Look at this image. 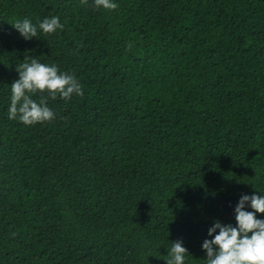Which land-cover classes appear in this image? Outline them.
<instances>
[{
  "label": "trees",
  "instance_id": "trees-1",
  "mask_svg": "<svg viewBox=\"0 0 264 264\" xmlns=\"http://www.w3.org/2000/svg\"><path fill=\"white\" fill-rule=\"evenodd\" d=\"M113 2L0 0V264H165L178 240L206 264L213 222L264 195V0ZM28 56L84 93L31 126L8 119Z\"/></svg>",
  "mask_w": 264,
  "mask_h": 264
},
{
  "label": "clouds",
  "instance_id": "clouds-1",
  "mask_svg": "<svg viewBox=\"0 0 264 264\" xmlns=\"http://www.w3.org/2000/svg\"><path fill=\"white\" fill-rule=\"evenodd\" d=\"M87 3L88 0H81V4ZM94 6L107 10L118 7L113 0H94ZM11 25L25 40L37 38L39 31L53 34L63 29L57 16L46 17L38 25L27 18ZM23 61L15 69L19 78L11 84L8 119H18L26 126L49 122L55 119V113L47 105L49 98L68 100L73 95L83 96V86L74 74L61 72L58 66L43 64L37 58L28 56ZM45 92L46 97L42 95ZM37 93L42 95L39 102L32 98ZM257 214H264V195L242 194L234 208L235 226L214 221L207 231L211 239H205L201 245L206 252V264H264V219H257ZM188 255L183 242L178 240L172 242L164 261L185 264Z\"/></svg>",
  "mask_w": 264,
  "mask_h": 264
}]
</instances>
